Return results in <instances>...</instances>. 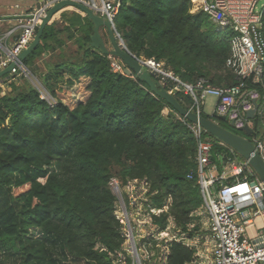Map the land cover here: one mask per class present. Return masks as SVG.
<instances>
[{"label": "trees", "instance_id": "16d2710c", "mask_svg": "<svg viewBox=\"0 0 264 264\" xmlns=\"http://www.w3.org/2000/svg\"><path fill=\"white\" fill-rule=\"evenodd\" d=\"M193 9L192 0H129L115 24L133 55L163 61L186 83L201 77L213 85L237 83L226 66L233 31ZM80 12L63 11L67 23L59 29L55 21L49 23L24 60L30 68L32 57L63 47L59 32L72 39L74 30H81L75 58L53 62L40 77L53 100L43 98L27 77L0 96V256L11 253L16 264H60L47 253L48 239L78 261L63 264H114L124 236L113 177L123 182L148 178L158 191L154 204L162 206L170 196L169 213L179 225L190 222V214L204 203L194 133L139 76L113 71L109 56L91 46L93 23ZM262 23L264 36V10ZM258 88L263 114L257 112L251 122L254 135H264V80ZM174 95L191 108L189 94ZM201 115L228 128L227 119L215 113ZM205 134L214 141L212 159L222 170L230 147ZM192 255L191 248L173 242L169 262L183 264Z\"/></svg>", "mask_w": 264, "mask_h": 264}, {"label": "built area", "instance_id": "2783aa9c", "mask_svg": "<svg viewBox=\"0 0 264 264\" xmlns=\"http://www.w3.org/2000/svg\"><path fill=\"white\" fill-rule=\"evenodd\" d=\"M59 1L41 0L36 7L9 13L0 19L13 20L0 31V71L13 64L12 69L0 77V90L4 85L8 87L9 83L33 75L21 61L20 54L35 38L48 10ZM75 1L109 20L117 38L125 45L115 19L129 0ZM192 1L194 11L203 10L217 27L233 31L226 66L236 74L237 83L213 85L201 77L190 84L182 81L163 61L154 57L140 60L168 91L173 94L183 91L192 97L189 110L201 115L206 97L212 95L216 97L213 113L225 116L239 131L247 124L253 127L247 112L255 107L256 101L259 103L256 113L263 114L258 85L264 80V4L259 5L260 0ZM109 58L113 71L125 74L127 65L117 57ZM45 89L39 88L41 96L52 101ZM182 120L196 138V175L204 203L190 214V222L179 225L169 213L170 196L162 206L154 204L153 197L158 191L152 188L148 178H128L123 182L113 177L110 186L116 196V215L122 223L124 236L121 250L113 255L114 264H170L173 242L193 250L192 258L183 264H264V181L253 168L247 173V166H251L249 161L240 163L230 146L231 154H226L220 170L212 159L214 141L205 134V128L184 116ZM254 134L244 136L254 142L264 160V135ZM229 167L232 170H228ZM188 177L193 179L194 173ZM230 178L233 179L226 182ZM165 215L167 218L162 226L160 220Z\"/></svg>", "mask_w": 264, "mask_h": 264}, {"label": "water", "instance_id": "95a60500", "mask_svg": "<svg viewBox=\"0 0 264 264\" xmlns=\"http://www.w3.org/2000/svg\"><path fill=\"white\" fill-rule=\"evenodd\" d=\"M75 7L81 10L83 13L87 15L89 20L93 23V33L91 35V46L94 49L99 50L101 53L106 54L108 56H114L121 59L126 65L125 74L131 75L134 73L139 76L140 80L146 82L151 91L155 93L157 96L165 99L175 111H177L180 115L186 117L189 121L199 123L205 130L213 135L214 137L221 140L223 143L227 144L235 151H237L242 157L249 161L252 168L259 175V177L264 181V160L261 157L258 150H256L254 142H252L248 137L236 133L228 128L223 127L219 121L206 118L203 115H198L196 112L186 109L183 107L175 95L168 91L158 79H156L152 73L143 66L142 61L133 55L126 47L123 45L115 34V29L113 28L112 23L95 14L93 10L88 8L87 6L79 3L75 0H61L53 5L47 12V15L43 18L42 23L37 29L35 38L29 45V47L22 51L20 54L21 61H24L26 57L39 45L41 36L45 27L51 23L52 18L55 14L59 13L66 7ZM105 26L108 31V36L110 39L111 47L107 45L105 42L100 28ZM13 67L11 64L6 69L0 71V77L7 74ZM259 107V103L255 102V107L247 112V117L250 120H253L255 117L256 109ZM220 120L226 121L225 116H218ZM247 135L254 134V128L247 124L243 129Z\"/></svg>", "mask_w": 264, "mask_h": 264}, {"label": "rangeland", "instance_id": "374dc122", "mask_svg": "<svg viewBox=\"0 0 264 264\" xmlns=\"http://www.w3.org/2000/svg\"><path fill=\"white\" fill-rule=\"evenodd\" d=\"M40 0H0V13H5L6 10V6L10 5V4H15L16 2H19L22 5H35L38 6ZM264 4V0H260L259 1V5ZM68 10H73L75 12H77L80 15H83L80 10L78 9H74V8H67L63 11H68ZM61 12V13H62ZM7 13H9V11H7ZM61 13H57L54 15V17L52 18V21H55L56 23V27L59 29L62 27V25L66 24L67 22L63 20ZM8 19L2 20V22L4 23V25L2 26V28L0 27V31H4L8 26H7V21ZM7 21V22H6ZM12 19L10 20V22L12 23ZM118 21V16L115 19V22ZM57 29V30H58ZM81 30L80 29H76L74 30V34L75 37L70 39L68 37L67 32H59V37L61 39H63L65 41L63 47H57L56 49H52V48H48L45 52H42L38 55H36V57H32L29 60V66L30 69L33 73L32 76L27 77V79H25L27 82H29V84L34 85L35 87H37L38 89L40 88L41 90H44L45 87L44 85L41 83L40 81V77L42 74H44L48 68L52 65L53 62L58 61V60H63L66 57H73L75 58L76 53L78 52V45H79V38L82 37L81 36ZM100 32L105 40V42L107 43V45L109 47H111L110 44V39L108 36V31L107 28L105 26H102L100 28ZM52 46L55 45V42H51ZM25 80L22 81H15L12 84L9 83L8 87L7 85H4V88H1L0 90V96L5 94L6 92L10 91L12 88H14V84L15 83H23ZM46 90V89H45ZM51 96V95H49ZM215 102H216V97L212 96V95H208L206 97V103L205 105H203L202 109L203 112L206 114L211 115L212 114V110L214 109L215 106ZM226 126L233 130L234 132L239 133L240 131L235 129L233 127V125L231 124V122L227 119L226 121ZM252 124V122H251ZM242 134H244L243 132H241ZM247 136V135H246ZM234 155L236 156V158L239 160L240 163L246 164V159L244 157H242L237 151H234ZM228 170H232L231 167L228 168ZM248 170H252L251 166H247V173ZM46 247H47V253L50 257H52L53 259H55L58 263L63 264V263H67V262H78L75 259H73L72 257H69L66 252L63 250V247L61 246L60 243L58 242H54L52 239H48L46 241ZM1 259L3 264H16L17 259L15 258V256L11 255V253L8 252H1ZM81 264V263H80Z\"/></svg>", "mask_w": 264, "mask_h": 264}, {"label": "crops", "instance_id": "0c3cea01", "mask_svg": "<svg viewBox=\"0 0 264 264\" xmlns=\"http://www.w3.org/2000/svg\"><path fill=\"white\" fill-rule=\"evenodd\" d=\"M41 2V0L39 1ZM40 4V3H39ZM32 7H36L35 5H30V4H27V5H22L20 4L19 2H16L14 5L13 4H10L8 6H6V10L9 11L10 14H13V13H16V12H19V11H26V10H29L31 9ZM71 7V6H69ZM78 9V8H77ZM7 11L5 13H0L1 15H7L9 13H7ZM81 11V10H80ZM62 11H60L59 13H61ZM3 20V19H2ZM5 20V19H4ZM9 20V19H8ZM7 20V21H8ZM6 21V22H7ZM12 23L10 22V20L7 22V26H10ZM4 25V23L2 21H0V27L2 28V26ZM169 112V108H166L164 110V113H168ZM214 112V109L212 110V113Z\"/></svg>", "mask_w": 264, "mask_h": 264}]
</instances>
